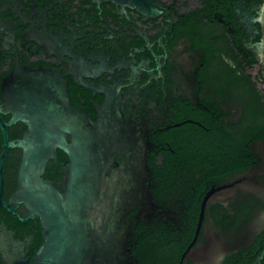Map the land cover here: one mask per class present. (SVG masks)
<instances>
[{
    "label": "flooded vegetation",
    "instance_id": "af4514ba",
    "mask_svg": "<svg viewBox=\"0 0 264 264\" xmlns=\"http://www.w3.org/2000/svg\"><path fill=\"white\" fill-rule=\"evenodd\" d=\"M160 3L149 16L112 0H0V109L8 94L28 101L27 115H107L105 200L128 175L139 183L117 223L137 264H264L262 25L252 20L263 0ZM55 83L77 111H63ZM13 115L0 111L17 142L29 124L7 125ZM4 142L0 124V162ZM22 155L11 146L0 171V264L32 260L43 242L40 218L12 200ZM68 164L58 149L42 175L61 192Z\"/></svg>",
    "mask_w": 264,
    "mask_h": 264
},
{
    "label": "water",
    "instance_id": "95a60500",
    "mask_svg": "<svg viewBox=\"0 0 264 264\" xmlns=\"http://www.w3.org/2000/svg\"><path fill=\"white\" fill-rule=\"evenodd\" d=\"M112 1L129 5L149 16L162 11L160 0ZM258 14L252 20L262 25L256 55L264 72V0ZM24 72L38 79L60 81L53 72ZM53 89L63 101L59 103L63 111H77L70 109L60 84L55 83ZM37 104L42 101L38 100ZM27 106V100L12 101L6 94L0 111L12 110L14 113L7 125L20 120L29 124V130L17 142L9 141L6 126L0 118L5 139L0 171L2 175L9 148H22L18 184L12 200L25 203L33 217L40 218L43 242L32 260L29 257L12 264H137L127 248L126 234L119 231L117 223L134 206L140 185L128 175L124 186L117 190L114 204L107 206L105 200L104 174L112 151L108 142L110 121L107 115H101L98 120L89 115H27ZM67 135H70V141ZM58 149L69 157L64 192L42 176L49 159L56 157ZM1 181L3 184V176Z\"/></svg>",
    "mask_w": 264,
    "mask_h": 264
}]
</instances>
